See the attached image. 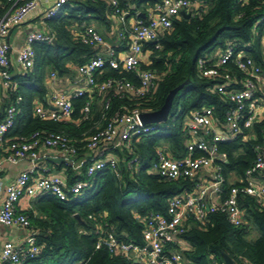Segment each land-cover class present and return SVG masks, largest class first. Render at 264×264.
<instances>
[{
	"label": "built area",
	"instance_id": "built-area-1",
	"mask_svg": "<svg viewBox=\"0 0 264 264\" xmlns=\"http://www.w3.org/2000/svg\"><path fill=\"white\" fill-rule=\"evenodd\" d=\"M66 1L52 0L49 4V0H5L7 10L0 14V80L4 90L12 93L17 91V84L11 74V48L6 37L43 2L49 4L44 17L51 20L58 16ZM89 1L107 5V14L121 26L117 38L123 50L116 52L93 27L76 31L73 37L83 46L98 49L94 57L77 67L85 89L75 90L69 95L53 91L50 102L55 109L48 111L36 107L34 115L41 121L64 123L74 115V100L84 99L79 116L73 122L78 126L91 122L92 108L97 100L101 105V126L89 136L83 134L84 139L80 143L74 142L63 132H34L29 136L6 140L14 126L16 107L22 100L16 96L13 105L6 109L0 121V143H5V147L0 149V172L6 164L35 160L39 148L61 152L69 164L75 158H81V155L85 157L87 152L105 151L110 155L86 163L84 178L72 183L58 176L36 178L33 168L21 172L10 184L0 183V193L4 194L0 206V226L29 230V218L19 209L23 200L28 210L30 200L39 195H52L61 201L79 196L89 188L93 176L100 170L108 168L118 178L119 159L128 171L138 169L142 159L134 146L140 144L144 137L158 135L168 128L161 126L163 122L144 123L141 118L144 113L155 112L142 109L141 105L152 101L153 91L159 81L156 72L142 69V65L147 64L144 47L154 42L151 45L155 50H160V35L172 28L173 21L182 17L181 12L191 15L196 11L198 8L194 6L198 0H160L152 8L153 17L147 21H136L130 27L125 26L130 13L128 0ZM239 1L247 3L250 0ZM261 22L262 19L253 25L254 34ZM51 40L49 35L41 32H31L26 36L16 58L22 73L28 72L34 65L33 46ZM244 52L234 44H226L210 58L197 60V77L211 82L210 92L219 96L223 110L217 114L212 107H202L184 117L186 122L182 130L186 140L182 157L172 156L162 144L153 147L149 172L167 182L188 180L190 186L183 187L178 195L167 201L164 213L149 212L142 219L143 246L121 242L105 220L98 221L95 216L89 215L88 220L94 223L96 250L106 249L112 256L126 257L131 261L130 264H184L179 252H169L167 248L186 232L189 220L203 222L209 213L219 212L233 227H241L243 212L238 207L239 189L232 187L224 200L221 199L223 185L228 181L224 175L227 155L218 149L221 143L236 139L253 143L254 160L245 171L244 178L238 182L244 184L241 191L254 197L260 204L264 197V185L258 183L259 176H264V68ZM108 70L125 72L133 79L107 76ZM113 99L123 104L112 111ZM176 117L171 120L175 122ZM205 170V176L199 179ZM36 234L32 230L30 237L19 245L5 243L0 249V264H23L38 257L41 247L33 240Z\"/></svg>",
	"mask_w": 264,
	"mask_h": 264
},
{
	"label": "trees",
	"instance_id": "trees-1",
	"mask_svg": "<svg viewBox=\"0 0 264 264\" xmlns=\"http://www.w3.org/2000/svg\"><path fill=\"white\" fill-rule=\"evenodd\" d=\"M160 0H131L137 7L153 8ZM201 8L194 11L188 19L177 18L169 31L159 38L160 50L153 45H146L147 64L142 69H149L159 76L153 91V99L141 105L142 109L157 111L173 89L176 93L170 111V119L177 112L181 120L193 110L212 107L219 114L222 101L210 92L211 82L200 79L196 74V62L199 58H210L226 44H234L238 50L245 51L264 68V49L261 37L264 30V0H199ZM7 10L5 0H0V14ZM107 11L104 2L91 3L89 0H67L57 17L48 22L54 33L50 44H35V64L25 76L17 75V94L21 96V113L16 116L14 126L8 132L10 137L29 136L34 132L69 134L74 142L84 139L91 122L75 125L54 123L33 118V101L44 95L43 77L45 67L50 66L63 74L66 63L82 64V56L91 55L89 47L83 46L71 35L70 27L78 30L87 27L92 20L103 21ZM262 19L253 31V25ZM107 76H122L132 80L125 72L108 70ZM13 101V99L11 100ZM84 99L74 100V118H78ZM122 101L113 99L111 110ZM5 110V109H4ZM3 112L0 120L3 119ZM3 117V118H2ZM171 123V122H170ZM150 141H142L134 146L142 159L138 169L132 172L119 159L117 178L113 171L105 168L96 172L87 190L76 197L61 201L52 195L37 198L31 209L25 213L30 221V228L36 231L33 236L36 245L41 247L38 257L23 264H130L123 256H112L106 249L96 250L94 223L88 220L93 215L98 221L105 220L114 235L124 243L143 246L142 219L149 212L164 213L167 201L178 195L183 187H189L190 181L167 182L149 172L153 159L155 141L168 140L172 148L183 150L184 132L176 122L167 126ZM91 132H87L89 136ZM252 142L236 139L218 145L220 152L227 155L224 165L227 179L233 173L239 179L254 160ZM120 156L119 153H115ZM232 187L239 189L238 207L243 212V225L233 227L226 217L219 212L209 213L205 221L189 220L186 232L167 248L169 252H179L184 264H225L222 254L227 255L232 264H264V206L242 192L244 184L225 182L221 199L227 196ZM78 216V219L75 218ZM254 230L258 236L248 240ZM186 244V248L181 245Z\"/></svg>",
	"mask_w": 264,
	"mask_h": 264
},
{
	"label": "crops",
	"instance_id": "crops-1",
	"mask_svg": "<svg viewBox=\"0 0 264 264\" xmlns=\"http://www.w3.org/2000/svg\"><path fill=\"white\" fill-rule=\"evenodd\" d=\"M51 2L52 0H49V4ZM49 4H45L43 2L34 13L28 16V18L22 25L12 30L10 35L6 37V42H8L11 48L10 54H9L10 60H11V74H12L13 81L17 84V90H18V83L17 81L14 80V78L17 75L25 76L33 68L32 67L28 72L22 73V71L17 66V62H16L17 52L24 45L26 36L31 32H41V33H44L45 35H49L52 38V40L49 43H45V44H50L53 42L54 33L51 31V29L48 26V22L50 20H46L44 17V12ZM128 5L130 7V13L126 17V20H125L126 27H130L136 21H147L150 17H153L155 15L152 12L151 8L150 9L145 8V10L142 7L139 8L133 2H131V0H128ZM201 5L202 4L198 0L194 8H201ZM87 27H93L104 38L107 45H109L111 48H114L116 52H120L121 50H123L121 46L122 44L117 38V32L120 30L121 26L119 25L118 21L115 18L110 17L107 14V11L105 13V16L103 17L102 22L92 20L90 23H87ZM77 30L78 29L75 26H71L70 27L71 35L73 36ZM38 44H44V43H38ZM261 44H262V49H264V38L263 37H261ZM90 51H91L90 56L81 57L84 61L83 63L88 62L92 57H94L98 49L90 48ZM218 52L219 51H216L213 55L217 54ZM244 54L250 56L249 53L247 52H244ZM35 58H36V53H35ZM34 64H35V61H34ZM79 65L81 64L66 63L65 65L66 71L63 74H59L56 70H54L50 66L45 67V70H44L45 73L43 77V87H44L45 92L41 98L36 97L33 101V108H32L33 118H36L34 115V110L36 107H41L42 109L48 110V111H53L55 109L53 108L50 102V95L53 91H59L61 93L69 95L71 92L75 90L85 89L84 82L77 72V67ZM52 74H54V76H52ZM16 96H20L17 94V91L16 93H12L10 91L4 90L2 86V82L0 80V115L2 114V112L3 114H5L6 109L9 106L13 105L14 99ZM12 99L13 101H11ZM21 103H22V100L16 107L17 109H16L15 118L17 115L21 113V110H20ZM74 108L77 110L76 107ZM79 108L81 109V106ZM222 110L223 108L221 109V111ZM100 115H101V105H100V102L96 100L92 108L91 125H90V128L88 129L89 132L92 131L91 134L95 132L94 130L95 128L101 126L102 124V122L100 121ZM169 115H168V118H169ZM76 119L77 118L73 119L72 117L69 121L64 122V123H71L73 124V126H75V123L73 122H75ZM184 122L186 121L184 120ZM88 131L86 130L83 133H87ZM66 135L70 137L69 134H66ZM6 138L5 139L8 140L12 137H10L7 134ZM185 140H186V136L184 132L182 151L181 150L178 151V149H176L175 147L172 148L171 143H168V142H164L162 145L166 147V150H168L172 156L176 158L182 157L184 155ZM155 145H158V144H155ZM0 147H1L0 149L2 150L5 147V143H0ZM81 152L83 153L84 151H81ZM109 155L110 153H106L105 151L98 152V153L87 152L85 157L82 158V155H81V158L77 157L73 161H71V163L69 164L68 161L65 159V156L61 152L54 150V149L39 148L37 150V155H36L35 160H22V161L17 162L14 165L6 164L3 167V170L0 172V183L3 185L10 184L14 182V180L18 177V175L21 172L32 169V168L34 169L33 176H35L36 178L38 177L39 178H50V177L58 176V177L66 178L68 182L72 183V182H75L76 180H80L84 178L85 167L87 164L91 163L95 159L104 158L106 156L108 157ZM82 161H85V162L82 163ZM205 173H206V170L200 174L199 179H202L205 176ZM227 179H228L227 182H230L231 184L236 183L239 180H241L238 177H236V175H234L233 173L230 174ZM258 183L260 185H264V176H261V175L259 176ZM40 196H43V195H39L30 200L29 209H31L34 201ZM3 199H4V194L3 192H1L0 193V206L2 204ZM25 204L26 202L23 200L19 207L20 212H23V211L25 212L27 210L28 207ZM260 205L264 206V197L261 199ZM32 230H33L32 228H30L29 230L28 229L24 230L20 228H9V227L0 226V249L5 243H10L12 245H19L21 242L25 241L27 237H30V233L32 232ZM257 236H258L257 232L252 230L249 233L248 240L253 241L254 239L257 238ZM181 247L186 248L187 245L182 244Z\"/></svg>",
	"mask_w": 264,
	"mask_h": 264
},
{
	"label": "water",
	"instance_id": "water-1",
	"mask_svg": "<svg viewBox=\"0 0 264 264\" xmlns=\"http://www.w3.org/2000/svg\"><path fill=\"white\" fill-rule=\"evenodd\" d=\"M180 15L185 18L188 19L190 17L189 13H185L184 11L180 13ZM143 16V15H142ZM154 42H150L149 44H153ZM180 90V87H177L175 89H173L172 91L169 92V94L167 95L164 104L162 105V107L155 111V112H151V113H144L141 115V118L143 120L144 123H161V122H165L168 119V115L170 113L171 107H172V102L173 99L176 95V93ZM76 219H78V216H75ZM223 260L225 262V264H232V260L225 254H222Z\"/></svg>",
	"mask_w": 264,
	"mask_h": 264
},
{
	"label": "rangeland",
	"instance_id": "rangeland-1",
	"mask_svg": "<svg viewBox=\"0 0 264 264\" xmlns=\"http://www.w3.org/2000/svg\"><path fill=\"white\" fill-rule=\"evenodd\" d=\"M172 114H176V115H177V112H176L175 110H172L171 115H172ZM170 122L173 123V121L170 119V115H169V118L167 119V121H166V122H163V123L161 124V126H162V127H167L168 125L171 124ZM175 122H176L177 125H180V126L182 127V126H183V123H184V120H181L180 118L176 117ZM159 132H160V131H159ZM154 136H156V135H155V134H151V136L144 137L143 140H144L145 142H146V141H150V140L153 139ZM143 140H142V141H143ZM142 141H141V142H142ZM164 142H168V143H170L168 140H165V139H157V140L155 141V144H163Z\"/></svg>",
	"mask_w": 264,
	"mask_h": 264
}]
</instances>
